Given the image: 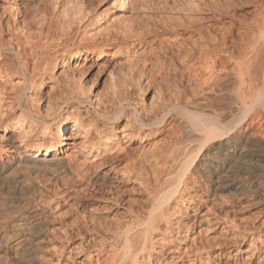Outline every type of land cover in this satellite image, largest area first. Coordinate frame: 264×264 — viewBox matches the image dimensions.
Instances as JSON below:
<instances>
[{
	"label": "bare ground",
	"instance_id": "obj_1",
	"mask_svg": "<svg viewBox=\"0 0 264 264\" xmlns=\"http://www.w3.org/2000/svg\"><path fill=\"white\" fill-rule=\"evenodd\" d=\"M0 1V195H5L0 264H54L45 252L43 211H29L28 181L41 167L56 165L80 177L99 171L94 185H135L147 197L145 212H133L129 223L109 232L112 253L101 264H184V258L172 256L178 244L157 251L158 243L169 245L163 241L166 228L182 241L195 227L197 209L191 215L183 207L225 200L217 205L224 214L215 208L208 212H215L212 222L226 225L228 209L234 212L241 197L264 199V0H257L260 6L249 17L238 15V7L217 4L206 7L202 20L195 17L201 20V44L186 50L187 89L168 98L139 94L142 40L130 37L121 24L129 13L126 0H104L94 17L81 5H75L78 11L70 5L73 11L62 10L60 37L82 24L81 36L92 42L64 54L62 67L54 59L42 69L30 54L45 41L20 34L19 24L6 16L16 0ZM17 1L24 8L40 3L27 27L35 24L42 32L53 0ZM114 47L127 72L107 93L91 91L77 74V61L82 56L101 61ZM250 237L257 249L256 242L264 244V228ZM202 255L196 251L189 257L195 264Z\"/></svg>",
	"mask_w": 264,
	"mask_h": 264
},
{
	"label": "rangeland",
	"instance_id": "obj_2",
	"mask_svg": "<svg viewBox=\"0 0 264 264\" xmlns=\"http://www.w3.org/2000/svg\"><path fill=\"white\" fill-rule=\"evenodd\" d=\"M70 1L71 0L52 1V5L50 4L51 6H48V10L44 13L45 20H47L44 28H42V32L40 30L41 26L38 28V25L34 24L30 25L32 29H29L30 26L27 27V22H30L35 17L37 5L40 3L36 2L24 8L19 6L20 1L16 0L14 4H16L17 7L14 8L12 14H6V16H10V18L13 19L12 22L14 21L17 25L19 24L18 28L20 34L25 35L27 33L25 35L26 37H29L31 34L33 39L39 40L41 38V41H45L42 42L44 43L41 47L42 50L41 48L39 49V51H42L41 53L36 50L30 54L38 66H43L39 67L41 69L44 68L50 60L52 61L54 59H57L59 66L62 67L66 62L67 56L65 55L69 51L78 44H90L92 42L82 37V30H84L81 28L82 24L76 26L78 30H74L71 34L72 36H62L61 38L60 36L62 34L60 29H62L61 26H63L61 11H69L70 6L75 8V5H81V9L77 6V8L73 9L77 11L78 9H84V11L87 9L86 12L89 14L88 17H94L102 12V5L105 1ZM126 1L124 7L129 13H126L125 16L127 17L121 24L130 29L131 32L128 28H125L127 33L130 34V37L131 34H136L137 38H141L142 40V42L138 44L139 46H137V48L140 47L137 50L143 52L140 60L141 63H144L140 65L143 71L139 73L140 76L138 75L141 88L139 94L140 96H147V98L151 97L152 94L156 92L159 94L158 96L162 95L161 97L168 98L169 95L175 93L176 90V92L179 91L178 93L183 92L182 95H184V91L187 89V71H185L186 54L188 47H194L196 45L198 48L201 44V35H199L201 31L197 28L200 27L201 30L200 23L202 17L208 12L206 7H215L216 4L218 5H216V7H238V15L249 17L248 14H252L253 8L260 6L258 2L260 0ZM73 9L70 11H73ZM1 10L2 9H0V18H3ZM195 17L201 20H196ZM28 19L31 20L29 21ZM57 20L62 22L59 23ZM23 22L26 23L24 24ZM195 22L199 23H197L198 26H196L197 24ZM36 30L38 32L40 31L39 34ZM43 32L44 34L42 36ZM138 34H140V36ZM49 38L51 41H49ZM121 40L122 36H119L118 42L120 41V46L124 43L123 40L122 42ZM45 43L48 44L46 45ZM192 43L193 45L195 43V45L193 46ZM45 45L46 47H44ZM115 50L116 47L109 50L108 53L110 55L104 56L101 61H99L97 57L86 56H82V58L77 61L79 65L77 74L84 83L92 87L90 89L91 91L99 92L100 94L104 92L107 93L111 89V86L115 83L119 84L118 82H121L123 79L122 77L127 72V65L125 64L124 57L117 56ZM184 56L185 58H183ZM112 77L113 79H111ZM139 94H135V97L139 96ZM40 167L39 169L44 168ZM42 169L38 175H32L30 177L31 180L29 179V181L31 183L28 181L30 184L28 185L30 189L28 195L31 198L29 211L31 213L41 212V214L43 211L42 218H45L48 223H46L47 225L45 226L46 229L44 233L45 252L46 255L54 261V264H101V262H106L112 253L108 247V240L112 237L109 232L114 229L117 230L118 227H122L121 225L129 223L132 220L131 216L133 212L143 213L148 209L147 197L143 195L141 189L135 185H94L92 181L99 171L96 172L94 170L95 172H90V178L89 175L85 177L77 175V177L75 172H71V170L67 168L58 167L56 165L49 166L46 170L44 169L45 171ZM198 190H200V188H198ZM191 193L193 194L194 191H191ZM1 196L3 197L5 195H0V199L2 198ZM241 198L237 208L233 210L234 212L228 209L231 222L233 219L232 225L230 224L231 222L226 225L214 223V221L212 222L215 212H208V208H215L218 213H223L217 205H224L225 200L215 199L214 202L206 207H203L200 201L198 202L196 200L194 204L190 203L186 207H183L182 212L184 213V211H186L191 215L194 214V211L197 209L195 227L190 228L187 233H183L185 237L182 241L175 239L177 235H175L170 228H166L165 234L167 238L163 241H166L169 245L158 243L157 251L160 249H169L174 244H178V252L174 253L172 256L184 258V264H193V257H189V255L191 252L194 253L196 251L202 252L203 258L202 261H197L195 264H264V244L261 245V243L256 242L257 249L250 244L252 241L250 234L256 233L264 228V199L253 196H244ZM211 216H213V218ZM208 221L212 222V226L208 224ZM237 244H239V246ZM187 252L189 253L188 255L186 254ZM207 254H210V257Z\"/></svg>",
	"mask_w": 264,
	"mask_h": 264
}]
</instances>
